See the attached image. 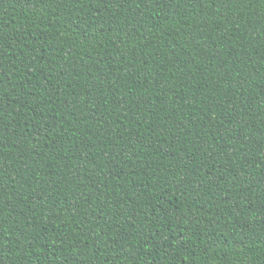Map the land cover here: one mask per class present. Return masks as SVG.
<instances>
[{"label":"trees","instance_id":"16d2710c","mask_svg":"<svg viewBox=\"0 0 264 264\" xmlns=\"http://www.w3.org/2000/svg\"><path fill=\"white\" fill-rule=\"evenodd\" d=\"M0 264H264V0H0Z\"/></svg>","mask_w":264,"mask_h":264}]
</instances>
